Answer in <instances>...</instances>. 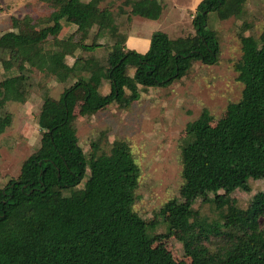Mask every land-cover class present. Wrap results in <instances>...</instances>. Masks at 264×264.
Returning a JSON list of instances; mask_svg holds the SVG:
<instances>
[{"label":"trees","instance_id":"obj_1","mask_svg":"<svg viewBox=\"0 0 264 264\" xmlns=\"http://www.w3.org/2000/svg\"><path fill=\"white\" fill-rule=\"evenodd\" d=\"M41 1L52 11L37 34H0V65L5 72L16 71L0 85V136L13 119L5 106L27 101L34 68L63 82L77 71L83 75L58 100L45 96L38 117L41 146L16 178L0 186V222H17L15 240L0 239V264H264V188L247 207L236 206L212 221L196 220L193 209L198 198L211 193L214 202L224 205L218 191L225 178L238 184L252 177L264 180V31L252 42L242 36L243 54L235 63L244 84L242 97L229 103L217 123L204 109L187 126L183 200H169L162 212L170 231L184 242L190 262L154 245L146 221L132 212L140 167L129 144L117 140L110 152L98 153L94 143L87 155L76 126L79 88L84 90L81 110L93 114L112 102L128 106L141 97V86L182 78L197 60L217 62L220 40L209 25L210 12L219 19L239 16L246 0H201L193 15L194 33L172 38L157 30L146 52L126 45L118 12L102 5L103 0ZM125 3L131 8L120 11L127 12L128 20L136 15L156 19L164 8L161 0ZM63 19L77 25L66 38L61 37ZM36 22L31 16L13 17L14 28ZM65 189L70 193L56 198Z\"/></svg>","mask_w":264,"mask_h":264},{"label":"rangeland","instance_id":"obj_2","mask_svg":"<svg viewBox=\"0 0 264 264\" xmlns=\"http://www.w3.org/2000/svg\"><path fill=\"white\" fill-rule=\"evenodd\" d=\"M161 1L163 12L156 19L136 15L128 20L127 12L120 11L121 7L126 11L131 8L125 0H103L101 4L118 12L119 28L128 35L126 45L134 49L139 47L138 51L143 52L149 49L151 36L157 30L167 32L172 38L196 31L194 1L201 0ZM51 11L49 4L41 0H0V34L16 30L35 35L47 24L45 19ZM25 16H31L37 22L31 27L14 28L13 17ZM62 23L61 37L66 38L75 32L76 24L66 19ZM209 25L216 30L220 40L217 62L207 64L197 60L182 78L165 85L141 86V97L126 107L112 102L93 114H86L81 110L84 90H76L79 107L77 134L84 152L91 154L94 143L99 145L98 153L110 152L117 140L129 144L132 158L140 167L131 210L146 221L154 245L167 248L176 259L186 262L191 261V256L184 242L170 231L167 214L162 212V208L171 199L183 200L180 192L184 184L182 148L189 139V122L208 109L215 124L226 114L229 103L242 97L244 84L238 79L235 63L243 54L242 36L247 42H252L258 40L264 31V0H246L244 13L227 19H219L215 12H210ZM96 54L100 55V49ZM69 59L73 61L74 58ZM14 73L16 71L5 72L0 65V85L5 77ZM76 73L69 82H63L34 68L27 101L6 104L5 110L12 114L13 119L0 136V186L10 178H16L23 163L40 148L42 131L38 117L45 96L58 100L63 90L83 75L82 71ZM260 117L264 121V111ZM224 182L226 185L218 191L224 205L214 202L215 194L212 193L198 198L193 204L196 220L212 221L227 211L232 212L236 206L245 208L253 194L264 188V180L253 177L239 184L232 178H225ZM69 193L70 189H65L56 198ZM23 210L21 207L20 211ZM16 223V220L0 222V239L13 242L17 235Z\"/></svg>","mask_w":264,"mask_h":264},{"label":"crops","instance_id":"obj_3","mask_svg":"<svg viewBox=\"0 0 264 264\" xmlns=\"http://www.w3.org/2000/svg\"><path fill=\"white\" fill-rule=\"evenodd\" d=\"M198 2H199V1H194V4H195L194 6L197 7ZM149 46H150V45H149ZM138 48H139V47H137V49H136V48H135V49L138 50ZM140 50H144V48H141ZM144 51L146 52V49H145ZM144 51H143V52H144ZM141 52H142V51H141Z\"/></svg>","mask_w":264,"mask_h":264}]
</instances>
